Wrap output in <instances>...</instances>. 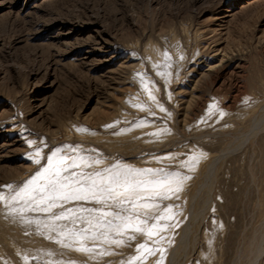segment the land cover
Listing matches in <instances>:
<instances>
[{"label":"rangeland","instance_id":"374dc122","mask_svg":"<svg viewBox=\"0 0 264 264\" xmlns=\"http://www.w3.org/2000/svg\"><path fill=\"white\" fill-rule=\"evenodd\" d=\"M64 145L191 177L164 264H264V0H0V191ZM145 241L82 253L0 202V264H123Z\"/></svg>","mask_w":264,"mask_h":264},{"label":"snow or ice","instance_id":"6c2138e0","mask_svg":"<svg viewBox=\"0 0 264 264\" xmlns=\"http://www.w3.org/2000/svg\"><path fill=\"white\" fill-rule=\"evenodd\" d=\"M151 98L155 100L154 96ZM164 110L161 106V111ZM219 114L225 115L223 111ZM142 124L143 121L136 126ZM77 131L89 130L78 128ZM29 155L41 165L39 170L21 185L7 184L3 186L6 191H0V202L9 214L27 225L35 224L40 234H47L48 239H54L64 248L74 247L88 254L98 252L100 256L110 253L107 248L98 251L97 243L123 246L139 234L145 236L146 241L137 245L138 255L123 264H141L157 255L155 264H164L163 243L173 241L163 233L179 226L178 222H173L178 215L174 211L176 206L164 202L179 198L190 176L162 168H137L122 162L97 169L95 166L101 164V160L81 155L70 145L54 148L46 158L42 156L41 147H36L34 155ZM205 155L202 151L194 152L184 166L194 169ZM43 159H46L45 164H41ZM90 168L93 170H87ZM29 213L46 214V218L30 217ZM147 241H151L152 246ZM49 264L60 262L49 261Z\"/></svg>","mask_w":264,"mask_h":264},{"label":"bare ground","instance_id":"6f19581e","mask_svg":"<svg viewBox=\"0 0 264 264\" xmlns=\"http://www.w3.org/2000/svg\"><path fill=\"white\" fill-rule=\"evenodd\" d=\"M237 63H239V62H237ZM239 65V64H238ZM235 67V66H234ZM240 67V66H239ZM236 69V68H235ZM238 69V68H237ZM230 70H232V69H230ZM234 70V69H233ZM237 71V70H236Z\"/></svg>","mask_w":264,"mask_h":264}]
</instances>
